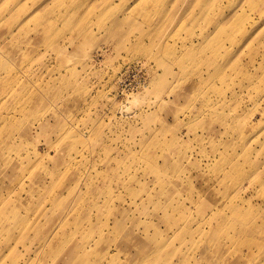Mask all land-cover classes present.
<instances>
[{"label":"rangeland","instance_id":"374dc122","mask_svg":"<svg viewBox=\"0 0 264 264\" xmlns=\"http://www.w3.org/2000/svg\"><path fill=\"white\" fill-rule=\"evenodd\" d=\"M0 264H264V0H0Z\"/></svg>","mask_w":264,"mask_h":264},{"label":"bare ground","instance_id":"6f19581e","mask_svg":"<svg viewBox=\"0 0 264 264\" xmlns=\"http://www.w3.org/2000/svg\"><path fill=\"white\" fill-rule=\"evenodd\" d=\"M246 13V12H245ZM245 13H240L237 16H235L232 20V22L229 24L228 28H235L238 27L239 23L243 22L246 18V14Z\"/></svg>","mask_w":264,"mask_h":264},{"label":"crops","instance_id":"0c3cea01","mask_svg":"<svg viewBox=\"0 0 264 264\" xmlns=\"http://www.w3.org/2000/svg\"><path fill=\"white\" fill-rule=\"evenodd\" d=\"M98 7H99V6H98ZM99 8H100V7H99ZM97 10H98V9H97ZM83 13H84V12H83ZM83 13H82V14H83Z\"/></svg>","mask_w":264,"mask_h":264}]
</instances>
